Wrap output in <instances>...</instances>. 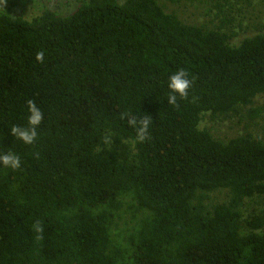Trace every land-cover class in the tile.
I'll return each instance as SVG.
<instances>
[{"label": "trees", "instance_id": "16d2710c", "mask_svg": "<svg viewBox=\"0 0 264 264\" xmlns=\"http://www.w3.org/2000/svg\"><path fill=\"white\" fill-rule=\"evenodd\" d=\"M1 1L0 151L22 163L0 166V264H264V134L216 129L262 110L264 29L234 42L217 3L216 24L158 0L29 18ZM29 101L44 120L25 145Z\"/></svg>", "mask_w": 264, "mask_h": 264}, {"label": "rangeland", "instance_id": "374dc122", "mask_svg": "<svg viewBox=\"0 0 264 264\" xmlns=\"http://www.w3.org/2000/svg\"><path fill=\"white\" fill-rule=\"evenodd\" d=\"M158 2L166 10L176 13L186 23L211 21L217 24L216 6L221 5L223 14L231 20L225 30L234 32V42L264 29V0H158ZM78 4V0H16L15 5L1 1L2 7H10L14 14L26 18L38 14L44 8L62 15L69 14ZM251 107L262 110L253 119L246 117L248 114H245L244 120L240 122L234 118L232 122L224 121L216 124L218 135L228 137L244 131L263 135L264 93L255 97Z\"/></svg>", "mask_w": 264, "mask_h": 264}, {"label": "clouds", "instance_id": "9594fccd", "mask_svg": "<svg viewBox=\"0 0 264 264\" xmlns=\"http://www.w3.org/2000/svg\"><path fill=\"white\" fill-rule=\"evenodd\" d=\"M37 58L40 59L41 57L38 55ZM167 87L170 90L167 102L171 105H175L178 97L185 98L188 95V90L191 87V80L184 70H178L169 77ZM43 120L44 113L41 108L37 106L36 103L29 101L27 126H13L10 132L14 138L19 139L25 145H32L37 139V129ZM128 123L136 129L137 139L141 141L144 140L151 124L150 116L145 114L143 118L131 116L128 118ZM21 163L20 156L14 151H0V166L16 170L21 167ZM36 230L41 231L38 224L36 225Z\"/></svg>", "mask_w": 264, "mask_h": 264}]
</instances>
